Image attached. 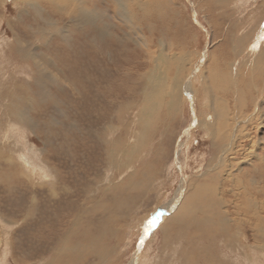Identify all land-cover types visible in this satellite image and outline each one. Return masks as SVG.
Segmentation results:
<instances>
[{"label": "rangeland", "instance_id": "rangeland-1", "mask_svg": "<svg viewBox=\"0 0 264 264\" xmlns=\"http://www.w3.org/2000/svg\"><path fill=\"white\" fill-rule=\"evenodd\" d=\"M214 1H1L0 264H264L249 250L264 244L250 228L264 191V84L245 75L264 47V0ZM214 109L236 134L222 154L204 127ZM223 158L213 198L249 256L201 214L169 218Z\"/></svg>", "mask_w": 264, "mask_h": 264}, {"label": "bare ground", "instance_id": "bare-ground-1", "mask_svg": "<svg viewBox=\"0 0 264 264\" xmlns=\"http://www.w3.org/2000/svg\"><path fill=\"white\" fill-rule=\"evenodd\" d=\"M1 1L2 0H0V3H1ZM234 0H231V2H230V0H215L214 2H219V4H224V5H226V3H229V5L233 2ZM236 1V0H235ZM251 1V0H250ZM252 2V1H251ZM235 5V4H234ZM263 5V4H262ZM16 6V5H15ZM264 7V6H263ZM79 11L81 12L80 14H81V19L82 20H80V21H82L83 23H86V21L88 20L87 19V14H86V11L84 10V9H79ZM92 12V11H91ZM93 13V12H92ZM262 16H264V10H263V12H262ZM259 17V16H258ZM90 18V17H89ZM91 19V18H90ZM89 19V20H90ZM130 21V20H129ZM54 24V23H53ZM81 25V24H80ZM250 25V24H249ZM64 31V30H63ZM263 45V44H262ZM262 50H260L259 52H257L256 54H255V59H257V62H256V66H253L252 65V63L251 62H247V65H248V70H249V72H248V74H246L245 73V75L247 76V78L248 79H250L251 80V82L249 83V85H248V87H253V85H254V81H257V82H261V83H263L264 84V47L263 48H261ZM236 52H238V51H236ZM211 54V53H210ZM185 59V58H184ZM250 60V59H249ZM251 61V60H250ZM244 62V61H243ZM255 63V62H254ZM212 70H213V74H212V78H213V80H214V82H215V84H216V82L218 83V82H220V81H218V77L219 76H221V74H219V67H218V65L216 66H214L213 68H212ZM162 74V73H161ZM194 74V73H193ZM154 75V74H153ZM223 75V74H222ZM204 76V75H203ZM149 77V76H148ZM149 79H151V81H152V83H150L151 85L149 86V88H150V90H145V92H146V94H147V96H150V95H155V94H159V87H160V83H161V80L163 79V78H161L160 79V76L159 75H157V74H155L154 76H150L149 77ZM225 80H227V79H225ZM165 81V80H164ZM163 81V82H164ZM178 81V80H177ZM176 81V82H177ZM236 82V81H235ZM257 82H255V83H257ZM163 84V83H162ZM165 85V84H164ZM257 86V85H256ZM173 87H176V84H175V86H173ZM247 87V86H246ZM171 90V89H170ZM181 90V89H180ZM186 90H187V88H186ZM176 91V90H175ZM174 91V92H175ZM179 91V90H178ZM233 91V90H232ZM264 91V90H263ZM171 92V91H170ZM239 92V91H238ZM177 93H179V92H177ZM188 93L191 95V93L192 92H190L189 90H188ZM176 94V93H175ZM195 94V93H194ZM169 95H170V93H169ZM163 96V95H162ZM173 96V95H172ZM176 96V95H175ZM153 97H155V96H153ZM157 98V97H156ZM174 99H176V98H174ZM181 99V98H180ZM248 99V98H247ZM157 100H159V99H157ZM161 100V99H160ZM159 100V101H160ZM156 101V100H155ZM181 102V101H180ZM216 103V102H215ZM242 103V102H241ZM176 104V103H175ZM179 105H180V103H179ZM224 105V104H223ZM228 105V104H227ZM156 106V105H155ZM204 107H206V106H204ZM220 108V107H219ZM218 108V109H219ZM5 109V108H4ZM243 109V108H242ZM7 110V109H6ZM16 110V109H15ZM154 110V109H153ZM149 111L150 110H148V109H144V110H142V112H141V115L145 118L144 120H145V122H147V119H149V115H150V113H149ZM169 112V111H168ZM174 112V111H173ZM225 113V112H224ZM223 113V111L221 112V111H219V110H215L214 109V112H213V115H214V117H213V124L211 125V126H209V125H205L204 127H206V130H208V131H211V129H214L215 130V136H213V134H214V132H212L211 131V137L213 136L214 137V141H215V139H216V137L218 136L219 137V139L220 140H223L224 142L222 143V144H224L223 146H222V144L220 145L219 143H221V142H215L216 144L214 145L215 146V149H217V150H220L221 149V147H222V149H221V151H218L219 152V154H222V153H224V151H225V149H227L228 147H231L232 148V146H233V143L234 142H236L235 141V139H236V134L233 132V133H231L232 132V130H231V125L230 124H226V118H222L220 115H225ZM169 114V113H168ZM198 117V116H197ZM210 118V117H209ZM212 118V117H211ZM244 118V117H243ZM233 119V118H232ZM235 119H237V117L236 118H234V120ZM246 118H244V120H245ZM200 120V119H199ZM204 120V119H203ZM212 120V119H211ZM251 120L252 119H247L246 121L247 122H251ZM201 121V120H200ZM206 121V120H205ZM210 121V120H209ZM238 120H236V122H237ZM152 122V121H151ZM198 122V121H197ZM207 123H208V121H206ZM244 122V121H243ZM249 122V123H250ZM241 123V122H240ZM239 123V124H240ZM204 124H206V123H204ZM248 124V123H247ZM199 127H202L201 126V123L199 124ZM242 127H243V125H242ZM238 128V127H237ZM241 127L239 126V133L241 132V129H240ZM204 129V128H203ZM244 129V128H243ZM242 129V130H243ZM135 130V129H134ZM248 130V129H247ZM218 131H219V133H218ZM246 132V131H245ZM150 133V132H149ZM216 133H218V135L216 134ZM253 134V133H252ZM242 136V135H241ZM148 137V136H147ZM238 137H239V135H238ZM246 138V137H245ZM244 138V139H245ZM248 138V137H247ZM254 138V137H253ZM226 139V140H225ZM249 139V138H248ZM251 139V138H250ZM218 140V139H217ZM241 140V139H240ZM257 140V139H256ZM252 141V140H251ZM252 143V142H251ZM254 143V142H253ZM258 144V143H257ZM256 145V144H255ZM213 146V147H214ZM249 146H251V145H249ZM2 148V147H1ZM225 148V149H224ZM234 149V148H233ZM251 149H252V147H251ZM3 151V150H2ZM245 151H246V149H245ZM250 151V150H249ZM257 151V150H256ZM230 152L231 151H229V154H230ZM233 152V151H232ZM244 152V151H243ZM243 152H242V154H243ZM227 153V152H226ZM234 153V152H233ZM240 153V152H239ZM245 153V152H244ZM1 154H3V153H1ZM241 154V155H242ZM250 154V153H249ZM248 154V155H249ZM218 155V154H217ZM224 155V154H223ZM226 155V154H225ZM231 155V154H230ZM233 155V154H232ZM241 155H239V156H241ZM243 155H245V154H243ZM235 156V155H234ZM257 156V155H256ZM220 157V156H219ZM219 157H217L219 160L221 159V158H219ZM245 157H247V156H245ZM249 157V156H248ZM230 158V157H229ZM239 158V157H238ZM12 159V158H11ZM243 159V158H242ZM252 159V158H251ZM14 160V159H13ZM248 160V159H247ZM2 161V160H1ZM240 161V160H239ZM246 161V160H245ZM249 161H250V159H249ZM227 160H225L224 158L221 160V163L218 165V167L216 166V168L215 169H211V170H213L212 172H215L210 178H209V182L207 183V189H206V187L204 186V184H199L198 185V183L197 184H194L193 186H192V189L191 190H193V192H190L189 194H186V196H185V199H184V201L182 202V204H181V206L179 207V210H178V213L177 214H174V215H172V216H170L169 218L171 219L170 221L171 222H173L174 224H177V225H185V223H187L188 221H192V220H194V219H197V218H199V214H201L203 217L202 218H199V221H200V223L201 224H204V225H206V224H208V225H211V226H216L217 227V230L219 231V232H221V234H227V236L225 237L226 238V241H227V243L228 244H231L232 242H231V239H233V244H232V247H231V245H228L227 244V247L228 248H232V250H238V251H241V252H243V251H246V252H248L246 255L247 256H249V254H250V251L249 250H251L252 252H257V254L259 253V252H263V254H264V244L263 245H260L259 244V239H257V241H256V243H254V244H251L250 245V249H249V246L244 242V241H236L235 240V238H233V236L232 235H230L229 233V227L227 228V226H229L230 225V223L228 224V222L230 221L228 218H227V215H225V213H223V212H221V210H220V207H221V203L219 202V201H217L218 199H216V201L214 200V194L215 193H213L214 192V186H215V184L212 182L213 180H216L217 181V178L218 177H220V168H224V169H227L226 167H229V166H227ZM12 163V162H11ZM251 163V162H250ZM263 163V162H262ZM14 164V163H13ZM241 164V163H240ZM247 164V163H246ZM254 164V163H253ZM264 164V163H263ZM1 165H2V162H1ZM9 165H12V164H9ZM233 165V164H232ZM239 165V164H238ZM235 166V165H234ZM239 167H240V165H239ZM264 167V166H263ZM12 168V167H11ZM46 168V167H45ZM243 168V167H242ZM232 169V168H231ZM237 169V168H236ZM241 169V168H240ZM207 170V169H206ZM227 171V170H226ZM238 171V170H237ZM208 172V171H207ZM231 175H233L232 173H230ZM24 175V174H23ZM4 176H6L5 174H4V172H2L1 174H0V179H4ZM124 176V175H123ZM9 177V176H8ZM17 178V166H14L13 167V173H12V175H11V180H9L10 182L13 180L14 181V179H15V181L17 180L16 179ZM5 180V179H4ZM0 181H3V180H0ZM10 182H8V183H10ZM188 183V182H187ZM2 184V183H1ZM3 184H6V183H3ZM7 185V184H6ZM5 185V186H6ZM13 186H14V184H13ZM187 186V185H186ZM4 187V186H3ZM12 187V186H11ZM10 187V188H11ZM2 188V187H1ZM0 188V189H1ZM6 188V187H5ZM184 182H183V190H184ZM189 188V187H188ZM4 190V189H3ZM5 190H7V189H5ZM1 192V191H0ZM58 192V191H57ZM9 193V192H8ZM6 195V194H5ZM8 196V195H7ZM15 195H13V197H14ZM122 197V196H121ZM179 198H181V196H179ZM203 199V202H201L200 203V201ZM39 200V199H38ZM99 202V201H98ZM196 202H197V204H196ZM207 202V203H206ZM167 207V206H166ZM105 208V207H104ZM209 209H210V211H209ZM249 210V209H248ZM248 210H246L245 212H244V214H246L247 213V211ZM89 211V210H88ZM248 213L249 214H251L249 211H248ZM261 213H264V191L262 192V195H261V201H260V203L256 206V212L253 214L254 216H253V226L252 227H250L251 228V231H253L255 234L254 235H256V238H262L263 240H264V216H262L261 215ZM249 214H247V215H249ZM251 216V215H250ZM250 218V217H249ZM252 218V217H251ZM1 219V218H0ZM89 219V218H88ZM252 220V219H251ZM16 223V222H15ZM84 223V222H83ZM242 223V222H241ZM249 223V222H248ZM251 223V222H250ZM13 224V223H12ZM173 224V225H174ZM194 225V224H193ZM199 225V224H198ZM236 225H238L237 223H236ZM239 225H241V224H239ZM72 227V226H71ZM233 227V226H232ZM204 228H206V227H204ZM81 229V228H80ZM233 229V228H232ZM238 229H240V227H238ZM239 232V231H238ZM183 233V232H182ZM239 236V235H238ZM240 237V236H239ZM254 237V236H253ZM201 239V238H200ZM261 239V241H263ZM237 240H239V239H237ZM242 240V239H241ZM264 242V241H263ZM203 248V247H202ZM249 250H248V249ZM245 249V250H244ZM77 250L79 251V248H77ZM243 250V251H242ZM73 252V251H72ZM261 252V253H262ZM71 253V252H70ZM79 254V253H78ZM244 254H245V252H244ZM71 255V254H70ZM76 255V254H75ZM80 255H81V253H80ZM188 255V254H187ZM251 255V254H250ZM77 256V255H76ZM103 256V255H102ZM213 255H211V257H212ZM240 256V255H239ZM245 256V255H244ZM65 257V256H64ZM75 257V256H74ZM78 257V256H77ZM56 258V257H55ZM68 258V257H67ZM213 258H214V256H213ZM211 259V258H210ZM16 260V259H15ZM14 259H13V261L14 262H16ZM60 260V259H59ZM70 260V259H69ZM83 260V259H82ZM250 260V259H249ZM252 260V259H251ZM56 261V260H55ZM81 261V260H80ZM212 261V260H211ZM218 260H214V262L213 263H215V264H219V262H217ZM219 261H220V264H223L222 263V260H220L219 259ZM69 263V262H68ZM77 262H75V264H76ZM212 263V262H211ZM251 263H253L252 261H251ZM255 263V262H254Z\"/></svg>", "mask_w": 264, "mask_h": 264}, {"label": "water", "instance_id": "water-1", "mask_svg": "<svg viewBox=\"0 0 264 264\" xmlns=\"http://www.w3.org/2000/svg\"><path fill=\"white\" fill-rule=\"evenodd\" d=\"M188 2H189V0H188ZM190 3V2H189ZM191 4V3H190ZM207 44H208V42H207ZM163 213H165V212H163ZM163 213H160V214H158L154 219H153V222L155 221V220H157L159 217H160V215H162ZM153 222H151V224L150 225H152V223ZM149 229V228H148ZM147 233V231L145 232V234ZM145 236L146 235H144V237L142 238V240L140 241V244H139V251H140V249H141V247H142V245H143V242H144V239H145ZM138 251V252H139Z\"/></svg>", "mask_w": 264, "mask_h": 264}]
</instances>
